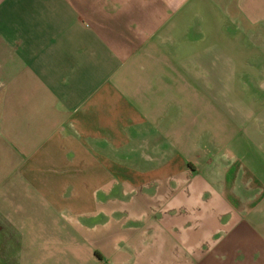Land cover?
Returning a JSON list of instances; mask_svg holds the SVG:
<instances>
[{
	"label": "crops",
	"instance_id": "crops-1",
	"mask_svg": "<svg viewBox=\"0 0 264 264\" xmlns=\"http://www.w3.org/2000/svg\"><path fill=\"white\" fill-rule=\"evenodd\" d=\"M0 264H264V0H0Z\"/></svg>",
	"mask_w": 264,
	"mask_h": 264
},
{
	"label": "rangeland",
	"instance_id": "rangeland-1",
	"mask_svg": "<svg viewBox=\"0 0 264 264\" xmlns=\"http://www.w3.org/2000/svg\"><path fill=\"white\" fill-rule=\"evenodd\" d=\"M126 162H128L129 164L131 163V161H126ZM253 215H254V217H256V218L258 219V221H259L260 209H259V208L255 209Z\"/></svg>",
	"mask_w": 264,
	"mask_h": 264
}]
</instances>
